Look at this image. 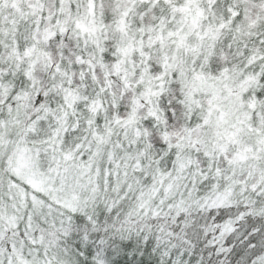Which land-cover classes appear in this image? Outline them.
<instances>
[{"label": "snow or ice", "instance_id": "6c2138e0", "mask_svg": "<svg viewBox=\"0 0 264 264\" xmlns=\"http://www.w3.org/2000/svg\"><path fill=\"white\" fill-rule=\"evenodd\" d=\"M0 264H264V0H0Z\"/></svg>", "mask_w": 264, "mask_h": 264}]
</instances>
